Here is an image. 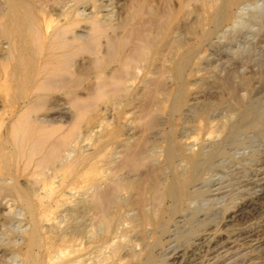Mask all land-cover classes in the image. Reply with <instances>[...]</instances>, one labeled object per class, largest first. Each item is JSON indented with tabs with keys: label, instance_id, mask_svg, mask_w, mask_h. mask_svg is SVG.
Here are the masks:
<instances>
[{
	"label": "bare ground",
	"instance_id": "bare-ground-1",
	"mask_svg": "<svg viewBox=\"0 0 264 264\" xmlns=\"http://www.w3.org/2000/svg\"><path fill=\"white\" fill-rule=\"evenodd\" d=\"M107 1L0 0V264H155V249L159 264H228L239 244L264 250L263 221L228 228L264 212V0H141L117 19ZM138 99L147 135L136 120L116 140ZM208 167L244 179L223 186ZM234 193L246 196L219 208Z\"/></svg>",
	"mask_w": 264,
	"mask_h": 264
},
{
	"label": "rangeland",
	"instance_id": "rangeland-1",
	"mask_svg": "<svg viewBox=\"0 0 264 264\" xmlns=\"http://www.w3.org/2000/svg\"><path fill=\"white\" fill-rule=\"evenodd\" d=\"M115 1V0H114ZM149 6H151L152 8H154L156 11H159V12H162L163 10H165L166 9V7H167V1L168 0H144ZM117 2V3H116ZM134 2V4H139V2H141V0H116L115 2H113V0H110L109 2L107 1V3L105 2L104 4V7H102V8H105V6H106V8H111V10L114 8L115 10L118 8H120L119 9V13L118 14H116L117 12L115 11V13H114V17L117 19L118 17H116V15L117 16H119L120 17V15H121V17H122V15L124 16V15H126L127 14V12H128V10H129V8H130V6H131V4ZM111 5H110V4ZM116 3V4H115ZM109 5V6H108ZM113 5V6H112ZM116 6H117V8H116ZM117 9V10H118ZM126 9V10H125ZM126 12V13H125ZM159 63H162V66H163V68L165 69V72L163 73V76L161 77L162 78V85H163V88H164V86H165V88L164 89H166L169 85H170V82L169 81H167L168 80V78H167V76H169V74L171 73V69H169L168 68V63L164 60H162V62L161 61H158ZM165 62V63H164ZM158 63V65H157V67H156V69H158V67L161 65V64H159ZM165 64V65H164ZM167 72V73H166ZM145 74V71H143V70H141L140 72H139V77H138V79L136 80V82L138 83V86H137V90L138 89H141L142 90V88H143V85H142V83H141V81H142V78H144V75ZM155 75H158V73L157 74H155ZM159 77V76H158ZM88 76H87V78H85L77 87H74L75 88V91L74 92H76V94H78V95H80V96H83V95H85V93H86V89H87V86H88V83H90V78L88 79ZM165 79V80H164ZM87 81H88V83H87ZM92 81V80H91ZM140 86V87H139ZM79 87V88H78ZM140 90V91H141ZM139 91V90H138ZM139 91V92H140ZM0 93H1V91H0ZM2 97V98H1ZM139 99H140V97H139ZM139 99H138V103H137V105L138 106H133V104L132 105H128V106H125L124 107V109L125 110H123L118 116H117V120H118V123L117 124H115V125H112L111 126V130H113L115 133H116V140H120V139H122L123 137H124V135H123V132H122V129H124L123 127H122V125H123V123L125 122V123H132V124H134V122L137 120V118H136V120H134V117H141L140 118V120H142L141 122H143V123H141V122H139L138 123V120L135 122V125L137 124V126L135 127L136 128V130H138V135L140 136V137H142V138H144V136L145 135H147L146 134V130H142V128L144 127V126H140V123H141V125L142 124H144V120L146 119L145 118V116H143L142 114V112H143V110H141V106L139 105L140 103H139ZM0 106L2 107L3 105H4V102L2 103V101H4V96H3V94L1 93L0 94ZM128 107V108H127ZM167 107H168V101L166 100V101H164V104H163V113H165V112H167ZM2 114V113H1ZM3 116H4V114H3ZM133 116V117H132ZM166 118H167V115L165 114V120H162L163 122L161 123V125H160V130L161 131H163V133H162V135L163 136H165V133H167V128H168V122H167V120H166ZM109 119V118H108ZM131 119H133V120H131ZM130 121H132V122H130ZM134 121V122H133ZM140 129V130H139ZM165 130V131H164ZM136 134V135H137ZM167 135V134H166ZM106 137V136H105ZM259 139V138H258ZM258 139H256L257 141H259ZM164 140L163 141H161V143L162 144H164ZM250 163V162H249ZM250 165L251 166H253V164H251L250 163ZM248 167H251V166H249V164L247 165ZM209 168V167H208ZM205 168L204 169V171H202V175H206V176H208V175H210L209 173H210V171L209 170H211V168ZM219 169V168H218ZM218 169L216 170V168H214V170L216 171V174H215V171L213 170V167H212V170L214 171H212L211 170V176H212V178L213 179H215V178H219L220 179V181H222V179H223V181L221 182V184H223V186L224 185H228V186H230L231 185V188L232 187H236V186H238L239 184H241V180H242V178L244 179V177H239V176H236V175H234V176H236V177H233V175L231 174V172H229V170L228 171H226L225 173L224 172H222V174H221V169H219V171H220V173H219V171H218ZM206 171H208V172H206ZM230 174V175H228V173ZM207 173H208V175H207ZM168 171L165 169V172H164V176H163V178L164 179H167V181L169 180V176H168ZM213 174V175H212ZM216 175V176H215ZM222 175V176H221ZM225 175V176H224ZM228 175V176H227ZM232 175V177H230ZM219 176H221V177H219ZM227 176V177H226ZM229 177V178H228ZM225 178H228V179H225ZM241 180H240V179ZM225 180V181H224ZM239 181V182H238ZM236 184H235V183ZM234 184V185H233ZM238 194V195H237ZM241 196H246V194H242L241 193V195L239 194V193H234L231 197H229V198H227L221 205H220V207L219 208H222V209H224V207L226 208V207H230V206H233L235 203H238L243 197H241ZM241 197V198H240ZM225 204V205H224ZM219 208H218V211H219ZM220 212H222V210L220 209ZM264 222V212H260V211H251V212H246L245 214H243V215H238L234 220H232L231 221V223H230V226L228 227L229 229H238V228H243V227H254V228H259V227H261V225L263 224V222ZM262 223V224H261ZM243 226V227H242ZM165 240L164 239H162V241H161V243H159V247H161V246H163V245H165ZM242 247H241V246ZM248 246V247H247ZM238 249H240V252L238 253V252H236V254H234L233 256H232V258H231V262H229L228 264H264V250H261V249H258V248H256V249H253V247H251V246H249V245H246V244H239V246H238ZM159 252V250L158 249H155V252H154V254H153V259H154V262H155V264L157 263V264H159V261H161L160 259V257H162L161 255H160V252ZM252 252V253H251ZM254 252V253H253ZM246 256H245V255ZM160 255V256H159ZM158 256V257H157ZM262 256V257H261ZM238 257V258H237ZM240 258V259H239ZM248 258V259H247ZM234 259V260H233ZM248 261H250V262H248ZM160 264H162L161 262H160Z\"/></svg>",
	"mask_w": 264,
	"mask_h": 264
}]
</instances>
